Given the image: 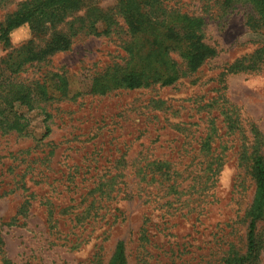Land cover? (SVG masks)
Segmentation results:
<instances>
[{"label": "rangeland", "instance_id": "rangeland-1", "mask_svg": "<svg viewBox=\"0 0 264 264\" xmlns=\"http://www.w3.org/2000/svg\"><path fill=\"white\" fill-rule=\"evenodd\" d=\"M165 2L204 15L205 39L217 56L194 77L170 87L81 97L89 78L126 56L127 27L117 9L119 0H84L111 13L116 25L106 35L73 38L78 25L73 20L81 10L58 26L72 37L70 49L45 57L38 55L52 26L40 14L52 1L0 0V73H13L8 67L14 59L22 62L13 67L20 81L46 85L48 92L53 74L69 82L66 97L18 102L11 114H0V264H109L118 241L125 242L127 264H238L236 259L246 253L256 187L239 146L252 125L264 136V65L258 71L234 69L264 48V27L252 30L249 1L226 8L212 0ZM28 12L32 19L19 18ZM15 18L17 24L1 34ZM96 26L99 31L108 27ZM220 73H230L222 86ZM215 115L222 132L228 131L224 140L233 141L228 150L222 147L216 179L207 189H193L192 175L207 160L199 151L200 137ZM262 145L264 153V137ZM122 155L130 194L114 207L123 214L110 229H89L95 232L87 241L72 244L75 236H70L65 242L64 235L50 229L44 203L53 200L55 218H63L58 230L66 232L72 218L65 209L72 195L63 181H52L74 165L98 161L113 169ZM32 157L39 160L31 162ZM145 163L168 172L171 168V178L161 182L156 174L155 179L149 176L143 199L131 170ZM256 229L258 249L244 264H264V205ZM104 230L107 234L100 236Z\"/></svg>", "mask_w": 264, "mask_h": 264}, {"label": "trees", "instance_id": "trees-1", "mask_svg": "<svg viewBox=\"0 0 264 264\" xmlns=\"http://www.w3.org/2000/svg\"><path fill=\"white\" fill-rule=\"evenodd\" d=\"M48 1H52L50 9L43 11L40 16L42 20L51 24L52 33L45 47L39 52L38 56L41 57L70 49L72 37L75 38L79 34L106 35L110 32L111 26L113 27L117 23L111 13L85 5L84 0ZM247 1L252 5L250 25L252 30L257 31L260 27H264V0H219L218 2L226 8L225 6L229 5L230 7L241 2L247 3ZM218 2L212 0V3L218 4ZM117 9L127 27L128 39L124 40L122 44L126 56L120 63H114L101 73H96L92 78H89L82 88L81 97L85 95L101 97L115 92L138 91L156 86L170 87L184 79L194 77L204 64L217 56L216 49L206 42L205 19L202 14L184 12L177 3L172 6L168 5L165 0H119ZM81 10H84V13L73 20V25L75 26L76 23L78 25L75 26L76 29H74L72 37L68 33L58 30L60 24ZM223 14L225 13L222 12L217 16L221 18ZM18 16H21L19 18L24 21L28 18L32 19V17H28L29 12ZM18 20L17 18L12 20L7 28L2 29L1 34L3 33L5 36L7 30L17 24ZM97 24H106L108 27L99 31ZM5 40L9 42L7 37ZM21 56L20 54L19 58H22ZM252 56L250 62L243 63L240 67L235 66L234 70H238V68L245 72L260 70L264 65V48ZM17 62L10 59L9 64H12L8 69L13 73H0L1 115L11 114L18 102L37 100L44 103L58 99L57 96L60 98L67 96L69 82L66 77L53 74L52 90L48 92L49 88L46 85L20 81V73H16V70L13 69V67L22 65V62L20 65ZM227 74L230 73H220L221 86L225 82L223 77ZM215 90H220V86H216ZM217 120V115L212 116L207 133L200 137L199 151L201 155L204 153L207 160L201 162L205 167L192 175L193 189H207L210 181L216 179L215 177L221 170L219 162H223L224 157L222 147L225 146V150H228V143L233 141L224 140L226 136L228 137V131L227 135L223 133L224 129L218 126ZM12 124L17 125L18 121L16 120ZM238 125L236 130L241 133L243 127L241 123ZM243 135L245 136L243 137L244 141L239 146L240 155L242 153V161L247 166L256 188L254 201L249 211L251 221L247 234V250L243 256L236 259L238 264H244L258 249L256 226L264 205V153L261 151L264 136L254 125L251 128V135L245 133ZM37 158L39 157H32L31 162L39 160ZM119 160V166L113 169L105 164H99L98 161L95 162L99 165L97 163L74 165L70 167L68 173L64 172L59 179L52 181L51 184L63 181L64 189L72 195L70 205L65 209L66 212L70 211L72 218L66 232L58 230L62 229L60 221L63 218L61 216L55 218V214L58 212L54 209L53 200L47 199L44 203L48 209L50 229H56L57 233L64 235L65 242L70 236H75V239H71L72 244L79 240L87 241L95 232L89 229H96L95 227L110 229L112 224L123 214L120 208L114 206L128 198L130 192L124 181V178L127 177L126 169L128 167L123 162V155ZM156 166L153 167L145 163L137 165L131 170V175H134L139 185L142 186V189L137 192L143 193V199H146V184L149 183V176L151 179H155L156 174L161 182L171 178V168L168 172ZM176 178L177 176L174 177L175 181ZM171 187L175 188V184L173 183ZM47 203L51 205H46ZM67 225L66 223L65 226ZM75 229H77L76 232ZM145 229L142 228L144 233H146ZM107 232L104 230L100 236H105ZM86 233L88 234L84 237ZM144 239L146 240V237ZM109 264H127L124 241L117 242Z\"/></svg>", "mask_w": 264, "mask_h": 264}]
</instances>
